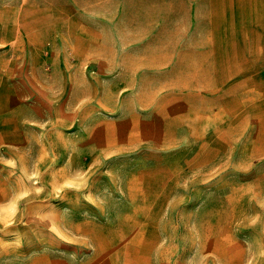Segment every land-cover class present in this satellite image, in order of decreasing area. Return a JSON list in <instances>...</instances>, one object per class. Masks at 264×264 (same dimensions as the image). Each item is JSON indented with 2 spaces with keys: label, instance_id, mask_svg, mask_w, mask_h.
Here are the masks:
<instances>
[{
  "label": "rangeland",
  "instance_id": "obj_1",
  "mask_svg": "<svg viewBox=\"0 0 264 264\" xmlns=\"http://www.w3.org/2000/svg\"><path fill=\"white\" fill-rule=\"evenodd\" d=\"M57 1L100 16L98 50L127 51L130 69L171 52L126 40L155 13L147 0ZM208 76L86 68L66 75L68 101L19 117L0 101V264H264V154L246 152L235 116L208 115Z\"/></svg>",
  "mask_w": 264,
  "mask_h": 264
},
{
  "label": "crops",
  "instance_id": "obj_2",
  "mask_svg": "<svg viewBox=\"0 0 264 264\" xmlns=\"http://www.w3.org/2000/svg\"><path fill=\"white\" fill-rule=\"evenodd\" d=\"M147 4L155 13L143 14L137 20L143 32L126 40L140 42L142 50L145 43L173 45L163 46L171 51L167 55L135 56L140 68L132 69L127 51L122 57L115 51L104 56L98 50L103 36L100 16L86 15L79 8L69 11L68 3L57 0L38 6L30 0L1 3L0 101H9L18 117L26 101H68L66 75L86 68L111 74H205L209 75L208 115L235 116L240 122L238 137L247 139L246 152L264 154V0H147ZM92 6L98 8L100 1ZM30 9L41 16L28 19ZM27 22L37 28L27 31ZM166 25L170 30L162 32ZM125 31L129 36L127 23ZM117 35L110 34L119 40ZM53 75L58 80L53 81ZM47 91L49 96L44 94ZM0 183L3 200V180Z\"/></svg>",
  "mask_w": 264,
  "mask_h": 264
}]
</instances>
